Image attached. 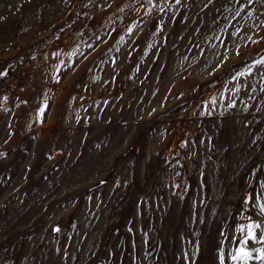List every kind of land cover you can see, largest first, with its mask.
<instances>
[{"label":"rangeland","instance_id":"1","mask_svg":"<svg viewBox=\"0 0 264 264\" xmlns=\"http://www.w3.org/2000/svg\"><path fill=\"white\" fill-rule=\"evenodd\" d=\"M261 61L264 0H0V264H264Z\"/></svg>","mask_w":264,"mask_h":264},{"label":"built area","instance_id":"2","mask_svg":"<svg viewBox=\"0 0 264 264\" xmlns=\"http://www.w3.org/2000/svg\"><path fill=\"white\" fill-rule=\"evenodd\" d=\"M11 78V75L9 76ZM8 87H6V80L4 77L0 79V95H4L8 91Z\"/></svg>","mask_w":264,"mask_h":264},{"label":"snow or ice","instance_id":"3","mask_svg":"<svg viewBox=\"0 0 264 264\" xmlns=\"http://www.w3.org/2000/svg\"><path fill=\"white\" fill-rule=\"evenodd\" d=\"M261 62H264V61H261ZM41 111H43V109H41ZM252 227H254V225H249V229H251ZM251 236H252V233H251V231H249V237H251ZM241 243H244V241H241ZM240 255L242 257H247L248 254L246 252H244L243 250H241ZM236 258H238V257H236V256L233 257V259H236Z\"/></svg>","mask_w":264,"mask_h":264}]
</instances>
